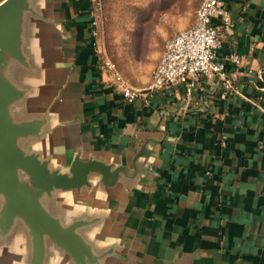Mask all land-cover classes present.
Returning a JSON list of instances; mask_svg holds the SVG:
<instances>
[{"label": "crops", "instance_id": "crops-1", "mask_svg": "<svg viewBox=\"0 0 264 264\" xmlns=\"http://www.w3.org/2000/svg\"><path fill=\"white\" fill-rule=\"evenodd\" d=\"M219 5L229 23L212 20L216 57L240 63L191 93L146 90L154 67L132 102L102 69L91 0H22L4 29L14 43L0 46L4 117L25 130L14 150L47 173L89 160L117 170L113 184L93 167L80 189L30 191L90 264H264V0ZM9 206L0 194V264H76Z\"/></svg>", "mask_w": 264, "mask_h": 264}, {"label": "water", "instance_id": "water-1", "mask_svg": "<svg viewBox=\"0 0 264 264\" xmlns=\"http://www.w3.org/2000/svg\"><path fill=\"white\" fill-rule=\"evenodd\" d=\"M22 0H5L0 4V46L12 50L14 43L5 36L4 29L13 26L17 20V5ZM12 92L0 86V194L9 203L8 213H19L31 230L38 236L46 234L60 245L76 262L90 264L84 255L85 248L73 228L60 231L57 223L50 219L32 200L30 191L50 192L52 189H80L88 184V174L93 167L101 169L103 184L116 181V169L109 170L107 165L96 160H89L85 165L76 167L70 175L57 170L47 173L46 162L33 154H22L14 150L11 140L23 133L22 127L7 125L4 117L3 103L11 97Z\"/></svg>", "mask_w": 264, "mask_h": 264}, {"label": "rangeland", "instance_id": "rangeland-1", "mask_svg": "<svg viewBox=\"0 0 264 264\" xmlns=\"http://www.w3.org/2000/svg\"><path fill=\"white\" fill-rule=\"evenodd\" d=\"M200 1L101 0L95 23L101 61L112 65L121 82L143 88L165 41L194 22Z\"/></svg>", "mask_w": 264, "mask_h": 264}, {"label": "built area", "instance_id": "built-area-1", "mask_svg": "<svg viewBox=\"0 0 264 264\" xmlns=\"http://www.w3.org/2000/svg\"><path fill=\"white\" fill-rule=\"evenodd\" d=\"M91 1L97 12L101 0ZM217 16H220L225 24L229 23V13L219 5V0L200 1L194 22L165 41L163 52L146 90L154 91L183 84L186 92L191 93L197 78L214 76L223 78L225 61L236 65L240 63L239 56L234 52L220 59L216 57L220 33L212 20ZM101 66L105 71H111L108 76L126 101L132 102L142 97L144 90L121 82L109 62H102ZM224 86L230 87L226 81Z\"/></svg>", "mask_w": 264, "mask_h": 264}]
</instances>
